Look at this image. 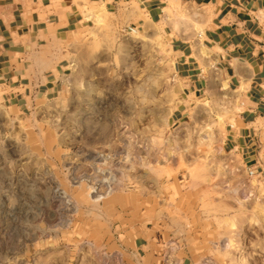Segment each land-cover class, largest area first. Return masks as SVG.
I'll return each mask as SVG.
<instances>
[{
  "label": "rangeland",
  "instance_id": "rangeland-1",
  "mask_svg": "<svg viewBox=\"0 0 264 264\" xmlns=\"http://www.w3.org/2000/svg\"><path fill=\"white\" fill-rule=\"evenodd\" d=\"M177 11L175 35L202 40L205 24H193L204 11ZM128 26L98 11L74 37L59 92L29 110L9 107L0 89V264H56L69 245L80 249L75 264H131L92 245L102 239L95 199L110 192L95 188L102 181L118 183L129 205L135 188L151 191L145 218L171 263L264 264V123L249 152L231 149L243 105L215 62L192 98L176 76L172 31ZM111 217L113 231L121 217Z\"/></svg>",
  "mask_w": 264,
  "mask_h": 264
},
{
  "label": "crops",
  "instance_id": "crops-1",
  "mask_svg": "<svg viewBox=\"0 0 264 264\" xmlns=\"http://www.w3.org/2000/svg\"><path fill=\"white\" fill-rule=\"evenodd\" d=\"M178 8L204 11L199 17L205 24L202 40L175 35L169 17ZM102 10L137 30L164 24L172 31L176 76L186 82L184 92L192 98L205 87L204 67L212 59L222 80L240 93L243 105L227 145L249 152L255 128L264 123V0H0V89L9 107L29 110L59 92L77 59L74 37ZM187 103L181 101L178 109L187 110ZM95 188H110L108 203L104 196L95 199L103 200L94 218L101 224L102 239L92 245L101 254L130 259L131 264H174L157 244L158 227L145 218L150 190L135 188L138 203L129 205L121 201L125 191L115 181L96 182ZM112 211L121 217L113 231L110 225L118 219L111 217ZM67 249L70 256L56 264H75L76 255L80 261V249Z\"/></svg>",
  "mask_w": 264,
  "mask_h": 264
},
{
  "label": "bare ground",
  "instance_id": "bare-ground-1",
  "mask_svg": "<svg viewBox=\"0 0 264 264\" xmlns=\"http://www.w3.org/2000/svg\"><path fill=\"white\" fill-rule=\"evenodd\" d=\"M193 16L198 17V16H199V13H195V12H194ZM200 23H201V22H200ZM200 23H199L198 18H197V20H195V22H194V24H193L195 30H199V29L201 28V27H200ZM205 53L207 54L206 51L204 52V54H205ZM220 119H221V118H220Z\"/></svg>",
  "mask_w": 264,
  "mask_h": 264
},
{
  "label": "built area",
  "instance_id": "built-area-1",
  "mask_svg": "<svg viewBox=\"0 0 264 264\" xmlns=\"http://www.w3.org/2000/svg\"><path fill=\"white\" fill-rule=\"evenodd\" d=\"M128 30H129V31H131V32H135L136 28H135V27H132V26H130V27H128Z\"/></svg>",
  "mask_w": 264,
  "mask_h": 264
}]
</instances>
